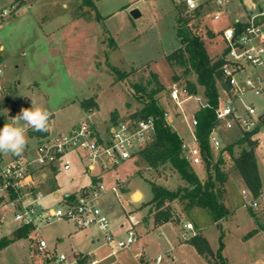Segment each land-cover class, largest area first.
I'll use <instances>...</instances> for the list:
<instances>
[{"label":"rangeland","instance_id":"rangeland-1","mask_svg":"<svg viewBox=\"0 0 264 264\" xmlns=\"http://www.w3.org/2000/svg\"><path fill=\"white\" fill-rule=\"evenodd\" d=\"M82 1L0 0V10H12L0 20V44L4 46L0 58V128L22 108H30L35 102L51 113L48 127L51 135L64 132L84 120L104 131L112 120L113 112H119L121 116L118 118H124L142 107V101L137 99L139 92L132 85L145 83L151 76L150 71H154L166 87L158 96L169 112L167 121L184 142L193 143L191 122L204 102L203 91L200 87L197 94L182 96L180 111L170 98L174 70L166 59V55L180 45L177 35L180 12L184 17H193L191 26L205 39L207 53L211 57H219L226 48L224 29L236 22H249L258 14L259 7L264 6L263 0H229L221 17L214 19L212 1L201 4L199 16L188 12L181 0H92L91 6L81 5ZM135 8L140 12L138 17L131 13ZM74 13L85 15L73 18ZM208 30L215 33L212 38L208 37ZM113 67L117 72H112ZM248 68L251 69L250 66ZM119 72H129L130 75L119 79L116 78ZM194 78L189 76L191 80ZM219 93L223 97L222 88ZM90 97L98 103L93 111L84 109L80 103ZM245 100L255 105L258 116H264V93H247ZM257 127L259 146L256 152L264 177V123L258 122ZM218 128L222 147L214 150L215 158L226 144L242 134L239 129L228 131ZM30 131L31 128H27L28 145L21 155L36 148L40 139ZM0 156L2 165L13 159L11 154ZM69 158L71 169L55 173V178L51 177L41 187L44 191L52 193L58 187L62 198L66 193L89 184L91 175L85 171L78 153L72 152ZM224 169L229 172V188L234 201L232 215L223 219L220 226L212 222L204 209L194 207L188 215L177 201L172 202L171 207L178 224L173 221L155 224L154 215L149 211L153 206L147 204L154 195V183L168 182L169 189L174 190L184 185V181L170 167L155 171L140 155L125 160L102 175L108 189L103 206L113 233L117 238H125L127 229L132 225L129 217L133 216L138 220L134 226L139 237L135 250L140 245L149 257L169 252L177 260L183 259L185 264H204L201 258L193 257L194 247L189 242L175 248V240L183 233L181 226L192 219L201 227L215 251L223 243L221 253L226 258V264H264V230L252 232L254 228H264V204L255 209L246 203L250 201V196L241 201L242 196L236 190L242 188V178L234 170L230 158L226 159ZM197 172L200 176L206 174L204 163L197 166ZM116 178L120 180L117 194L110 189ZM137 189L142 197L134 196L132 199V193ZM49 193L37 203L38 206H58V201L53 200ZM251 209L258 215V221ZM3 214L0 211V239L12 237L19 225L13 213L4 214L5 219ZM146 221H149V227ZM36 223L37 230H32L27 237L34 253L31 262L26 260L21 248L27 244V239H21L0 250V264H76L75 254L79 248L75 236L70 235L73 224L64 220L50 223L37 220ZM90 232L98 236L94 246H100L95 253V257L101 259L100 264H135L128 250L109 255L111 248L98 228H91ZM40 239L47 242L44 250L39 249ZM82 248L89 251L93 246L84 245ZM62 254L66 257L65 261L60 260ZM77 256L85 259L83 264H90L91 257Z\"/></svg>","mask_w":264,"mask_h":264},{"label":"built area","instance_id":"built-area-1","mask_svg":"<svg viewBox=\"0 0 264 264\" xmlns=\"http://www.w3.org/2000/svg\"><path fill=\"white\" fill-rule=\"evenodd\" d=\"M188 12L196 9L207 1L214 4L213 17L219 19L229 0H181ZM264 1V0H263ZM11 9L0 10V20L11 13ZM264 16V6L262 7ZM227 52L222 66L226 77V85H220L224 95L218 96L216 115L218 126L232 131H251L263 122V116L257 115V109L252 102L245 100L247 93L260 95L264 93V21L253 24L252 18L248 24L237 32L235 26H229L223 31ZM4 47L0 45V58ZM251 67V69L248 68ZM2 67L0 62V76ZM1 91V87H0ZM184 95H190L188 88L173 82L170 88L172 102L180 108ZM205 105V101L201 103ZM169 112L165 110L164 116ZM191 125L194 131V142L183 144L190 163L193 166L203 163L201 149L198 145L195 127L197 119L193 116ZM155 118L153 116L134 117L131 114L124 118L110 120L104 131H99L93 123L84 120L64 132L47 135L38 140L36 148L24 155L14 157L9 163L1 164L0 156V197L2 209L13 213L14 220L19 225H32L37 230V220L50 223L54 220H64L73 224L77 229L98 228L104 236L105 243L110 246L109 255H115L119 250L131 249L138 241L134 226L138 223L130 216L131 226L126 231L125 238H117L111 229V221L103 206L102 200L107 187L103 183L102 175L116 168L122 162L140 155V151L147 146L155 135ZM211 147L218 150L222 147L219 128H215L210 135ZM76 152L79 155L85 171L94 178L90 185L79 191L65 195L58 199V206L51 208L37 205L45 193L40 184L51 178L60 170H70L72 161L69 155ZM226 155L227 153L224 152ZM224 155V156H225ZM120 180L115 179L111 190L117 194ZM244 198L250 196L246 202L257 209L264 204V190L254 197L249 189L242 191ZM14 194V196H12ZM73 194V195H72ZM123 226V225H122ZM182 237L187 239L194 235L191 222L184 224ZM191 232V233H190ZM39 247L46 248L47 242L39 240ZM135 264H172L173 256L169 252L154 257L144 254L142 247L134 252ZM60 260L66 257L60 255ZM101 259L92 257L90 264H100Z\"/></svg>","mask_w":264,"mask_h":264},{"label":"trees","instance_id":"trees-1","mask_svg":"<svg viewBox=\"0 0 264 264\" xmlns=\"http://www.w3.org/2000/svg\"><path fill=\"white\" fill-rule=\"evenodd\" d=\"M81 5L91 6L93 3L92 0H83ZM200 6L196 9L194 16L201 14ZM178 7H180L179 4L177 9ZM77 14L74 16L85 15L84 13ZM192 18L184 17L180 12L177 24L180 45L168 53L166 59L174 70L173 82L184 84L191 95L197 94L199 88H202L205 105H200L194 116L197 119L195 133L202 152L206 177L204 179L199 177L183 149L184 140L164 116L165 109L158 95L166 87L160 81L158 73L150 71L151 76L145 83L132 85L139 92L137 99L141 100L143 104L131 115L134 117L153 116L155 118V135L152 141L140 151L142 159L155 171L160 172L162 169L170 167L184 181V185H179L174 190L169 189L164 184L154 183V195L147 204L153 206V209L149 211L151 214L153 213L155 223L162 224L171 221L174 218L171 202L177 201L183 205V209L188 215L194 207L204 209L212 221L220 226L221 220L228 218L231 214L224 200V186L229 178V172L224 169L226 164L224 152L230 156L234 170L240 174L253 196L257 197L262 190L263 182L256 157V148L259 144L256 138L258 127L251 131H242L241 136L226 144L220 155L215 158L210 143V135L215 128L219 127L216 108L220 85L227 83L222 70L227 49H224L221 56L211 57L207 53L205 39L191 26ZM247 24L248 22H236L234 26L237 32H240ZM214 35L213 31L208 30L209 38ZM111 70L115 73L116 68L113 67ZM129 75V72H119L116 74V78L124 79L128 78ZM191 75L195 77L194 80L189 79ZM80 103L84 109L90 111L98 106L94 97L84 99ZM118 116V112L115 111L112 113L111 119L116 120ZM30 133L42 138L49 135V128L46 132H37L31 129ZM92 180L94 181V178ZM1 201L2 197H0V203ZM33 229L32 225L19 226L14 230L12 237L0 239V250L15 240L29 237ZM189 242L196 247L199 253L204 254L209 259L210 264L227 263L226 258L221 253L222 242L215 252L207 239L198 232L189 239ZM84 260L83 258L78 259L80 264H83Z\"/></svg>","mask_w":264,"mask_h":264},{"label":"crops","instance_id":"crops-1","mask_svg":"<svg viewBox=\"0 0 264 264\" xmlns=\"http://www.w3.org/2000/svg\"><path fill=\"white\" fill-rule=\"evenodd\" d=\"M16 4H19L20 2H15ZM18 9H20V6L18 7ZM75 17H77V16H73V18H75ZM245 23V22H244ZM1 46H3L2 44H0ZM4 47V46H3ZM213 58H217V57H213ZM159 79H160V77H159ZM95 101L97 102V100L95 99ZM98 104V103H97ZM127 109H129V107H127ZM118 114H119V112H118ZM120 115V114H119ZM121 116V115H120ZM169 122V121H168ZM49 134H51L50 133V130H49ZM256 138H257V135H256ZM258 139V138H257ZM258 141H259V139H258ZM258 146H259V144H258ZM258 146H257V148H258ZM257 148H256V151H257ZM15 157V155H13V158ZM256 157H257V163H258V167H259V171H260V175H261V178H262V182H263V185H264V177H263V175H262V172H261V169H260V164H259V158H258V155H257V152H256ZM227 158H230V156L228 155V154H226L225 155V159H227ZM231 159V158H230ZM197 166H200V165H196V166H194V168H195V170H196V172H197ZM198 173V172H197ZM199 175V174H198ZM50 176L51 177H54L55 178V174H50ZM199 177L201 178V179H204L205 177H206V174L204 175V176H200L199 175ZM91 180H92V177L90 178V181H89V184H87V185H83V186H81V188H84V187H86V186H88V185H90V183H91ZM229 181H230V176H229V178H228V180H227V182L225 183V186H224V188H225V203H226V205H227V207L229 208V210L231 211V214L230 215H232V213H233V208H232V202L234 201V199H233V195H232V191H231V189L229 188ZM46 183V182H45ZM45 183H42V184H40V188L42 187V186H44L45 185ZM168 184V186H166ZM164 185L166 186V187H168V188H170V184L168 183V182H164ZM80 188V189H81ZM42 189V188H41ZM79 188L76 190V191H73V192H68V193H66L65 195H67V194H70V193H74V192H77V191H79L80 190ZM245 189H248L246 186H245V183H244V181H243V179H242V188L241 189H238V190H236V193L237 194H240V196H242V200L241 201H243L244 200V196H243V193H242V191L243 190H245ZM43 190V189H42ZM172 190V189H171ZM44 191V190H43ZM137 191H140V190H135L133 193H132V199H133V197H134V193L135 192H137ZM141 192V191H140ZM44 193L45 194H47V193H49V192H46V191H44ZM50 195H52V197H53V200H55V201H58V199H60L61 198V195H60V193L58 192V187H57V190L56 191H53L52 193H49ZM142 194V193H141ZM102 203H103V200H102ZM174 203V202H173ZM171 205H172V202H171ZM244 205V204H243ZM229 206H231V208L229 207ZM3 209L2 208H0V211L1 212H4V214L6 215V214H8V211H2ZM252 211H253V209H251ZM4 214L2 215V216H4ZM253 216L255 217V220L256 221H258V219H257V214L253 211ZM176 216H175V214H174V218L171 220V221H173V222H175V224H178L177 222H176ZM3 219H5V216H4V218ZM189 220H191V222L195 225V227H196V229H195V233H200V234H202L206 239H207V237L205 236V234L203 233V230L201 229V227L196 223V221H194V220H192V219H189ZM212 220V219H211ZM262 220L264 221V215L262 216ZM222 221L223 220H221V222H220V225H221V223H222ZM155 222V221H154ZM189 222V221H188ZM213 222V221H212ZM165 223V222H164ZM214 224H216L215 222H213ZM145 224H146V226L147 227H149L150 226V223H149V221H146L145 222ZM155 224H157V223H155ZM217 225V224H216ZM20 225H18L17 226V228L19 227ZM218 226V225H217ZM91 228H96V227H91ZM91 228H88V229H77V228H75L74 227V229H72L71 231H70V235H73V236H75L74 238L76 239V243H77V247L79 248V249H77V252H76V254H75V262H76V264H80L79 263V261H78V259L80 258V256L78 257L77 255H81V256H89V257H95V253L99 250V248H100V246H94V244L96 243V240L98 239V236H97V234L94 232H90V230H91ZM181 229H182V231H184L185 229H184V224L181 226ZM255 232H258V231H261V230H264V228H254L253 229ZM254 232V233H255ZM191 233V232H190ZM193 236V234L192 235H190L189 236V239L191 238ZM21 239H27L26 240V245H23L21 248H22V250L25 252V257H26V260H28V259H30V262H31V257L34 255V253H33V251L31 250V245L29 244V239L28 238H21ZM21 239H18V240H21ZM87 239V244L85 243V240ZM189 239L187 238V239H184L182 236H179V238L177 239V241L175 240V248H180L181 246H182V244L183 245H185V244H187L188 242H189ZM18 240H15V241H18ZM14 241V242H15ZM207 241H208V239H207ZM14 242H12V243H14ZM209 242V241H208ZM12 243H10V244H12ZM137 243H138V241H137ZM137 243H135V244H137ZM190 243V242H189ZM9 244V245H10ZM190 244H192V243H190ZM210 244V243H209ZM84 245H89L90 247H92L93 246V248H91V250H89V251H86V248H82ZM193 245V244H192ZM80 246H81V248H80ZM178 246V247H177ZM139 247H141L140 245H138V246H136V249L137 248H139ZM193 247H194V249H192L193 251V253H194V255H193V257H195L196 256V258H201V260H204L203 262H204V264H210L209 263V259L204 255V254H201V253H199L198 251H197V249H196V247L193 245ZM210 247H211V245H210ZM212 248V247H211ZM39 249L40 250H44L45 248H40L39 247ZM143 249V248H142ZM122 250H128L129 252V254L131 255V257H132V259H133V261H134V263H135V259H134V252H135V249H134V246L131 248V249H122ZM121 250V251H122ZM144 250V249H143ZM212 250L215 252V250L212 248ZM27 252V253H26ZM119 252H120V250H119ZM27 254V255H26ZM110 254V253H109ZM117 254V253H116ZM173 256V255H172ZM177 261H178V263H177ZM185 264L184 263V260L183 259H178L177 260V258H175L174 256H173V260H172V264Z\"/></svg>","mask_w":264,"mask_h":264},{"label":"clouds","instance_id":"clouds-1","mask_svg":"<svg viewBox=\"0 0 264 264\" xmlns=\"http://www.w3.org/2000/svg\"><path fill=\"white\" fill-rule=\"evenodd\" d=\"M51 113L35 102L30 108H22L20 112L0 128V154L21 155L28 145L27 128L37 132H46L49 127Z\"/></svg>","mask_w":264,"mask_h":264},{"label":"water","instance_id":"water-1","mask_svg":"<svg viewBox=\"0 0 264 264\" xmlns=\"http://www.w3.org/2000/svg\"><path fill=\"white\" fill-rule=\"evenodd\" d=\"M131 13L134 17H138L140 15V12L137 8L133 9ZM263 21H264V16L262 14V7H259V12L257 15H255L253 17L252 22H253V24H258V23L263 22ZM262 121L264 123V116H263ZM166 186H168V184Z\"/></svg>","mask_w":264,"mask_h":264},{"label":"bare ground","instance_id":"bare-ground-1","mask_svg":"<svg viewBox=\"0 0 264 264\" xmlns=\"http://www.w3.org/2000/svg\"><path fill=\"white\" fill-rule=\"evenodd\" d=\"M134 196H135L136 198H141V197H142V194H141L140 191H137V192L134 193Z\"/></svg>","mask_w":264,"mask_h":264}]
</instances>
